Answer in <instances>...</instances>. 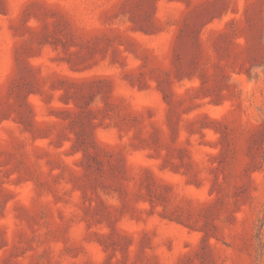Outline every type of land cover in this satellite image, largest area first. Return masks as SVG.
Instances as JSON below:
<instances>
[{
    "label": "rangeland",
    "instance_id": "rangeland-1",
    "mask_svg": "<svg viewBox=\"0 0 264 264\" xmlns=\"http://www.w3.org/2000/svg\"><path fill=\"white\" fill-rule=\"evenodd\" d=\"M0 264H264V0H0Z\"/></svg>",
    "mask_w": 264,
    "mask_h": 264
}]
</instances>
